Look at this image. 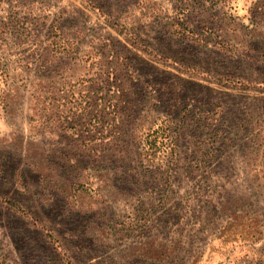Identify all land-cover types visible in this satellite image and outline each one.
Here are the masks:
<instances>
[{
    "label": "rangeland",
    "instance_id": "1",
    "mask_svg": "<svg viewBox=\"0 0 264 264\" xmlns=\"http://www.w3.org/2000/svg\"><path fill=\"white\" fill-rule=\"evenodd\" d=\"M0 264H264V0H0Z\"/></svg>",
    "mask_w": 264,
    "mask_h": 264
}]
</instances>
